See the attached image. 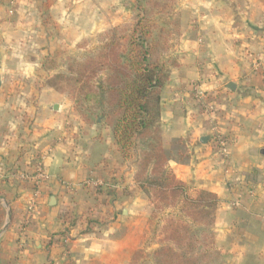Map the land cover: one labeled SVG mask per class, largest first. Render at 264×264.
Instances as JSON below:
<instances>
[{
    "label": "crops",
    "instance_id": "1",
    "mask_svg": "<svg viewBox=\"0 0 264 264\" xmlns=\"http://www.w3.org/2000/svg\"><path fill=\"white\" fill-rule=\"evenodd\" d=\"M8 2L0 0V264H131L146 200L135 164L110 128L73 129L67 98L41 78L52 73L49 57L117 26L136 6ZM179 18L159 122L166 150L180 144L169 164L191 190L218 196L225 264H264V2L180 0ZM197 87L213 97L214 113Z\"/></svg>",
    "mask_w": 264,
    "mask_h": 264
},
{
    "label": "trees",
    "instance_id": "2",
    "mask_svg": "<svg viewBox=\"0 0 264 264\" xmlns=\"http://www.w3.org/2000/svg\"><path fill=\"white\" fill-rule=\"evenodd\" d=\"M141 25L139 19L123 37L124 46L113 28L110 38L80 62L70 78L81 85L83 101L99 104L104 100L100 116L109 119L124 158H132L138 141L143 142L142 156L135 161L140 167L135 181L163 215L175 209L167 215L164 239L149 252L138 249L131 264H174V260L179 264H225L214 231L218 196L207 190L192 194L191 187L169 165L159 125L161 89L168 77L166 64L157 51L158 41ZM99 72L104 76L99 90H94L92 80ZM179 248L193 250L179 252Z\"/></svg>",
    "mask_w": 264,
    "mask_h": 264
},
{
    "label": "rangeland",
    "instance_id": "3",
    "mask_svg": "<svg viewBox=\"0 0 264 264\" xmlns=\"http://www.w3.org/2000/svg\"><path fill=\"white\" fill-rule=\"evenodd\" d=\"M8 3L10 7L13 5L12 0H9ZM124 5L128 9L134 5L136 6V9L126 11L121 23L117 26H112L104 32L88 36L81 44L66 49L64 52L61 51L45 61V66H47L52 73L50 76L45 77V79L41 78V80L49 85L55 86L63 95H65V98H67V104L70 105V125L73 129L81 128L83 132L88 133L92 127L99 126L100 124L111 129L108 123L109 119L106 116H100L101 112H104V100H100L99 104L83 101V94L79 90L81 85H75L70 78L75 76L74 73L79 63L86 61L87 58L91 56V52L101 47L103 43L106 42L107 38H110V31L113 28L116 29L118 37L121 38L120 42L124 46L126 41L123 37L128 36L131 30L135 28L137 21L142 19L141 26H146V30L151 34L149 37L158 41L159 44L157 51L160 55V59L166 64L164 70L168 77L164 86L167 81L171 79V69L176 58L174 55L175 45L181 31V21L179 18L180 0H125ZM103 76V73L99 72V74L92 80L94 90H99V82ZM179 145V140H177L174 142L171 149L166 150L169 157L179 159ZM142 151L143 142L139 140L137 149L133 152L132 158L125 159H129L135 164V161L142 156ZM139 170V164H135V173ZM191 193L194 194L195 191L192 190ZM144 196L146 200L138 207L139 214L135 216L138 222L137 225L144 228V239L138 249H141L140 247H142L149 252L156 248L161 240L164 239L165 233L163 228L168 220L167 215L175 209L170 208L165 215H163L157 208L155 209L153 207L145 193ZM187 249L189 251L193 250V248H179V252ZM173 262L174 264H179L176 260Z\"/></svg>",
    "mask_w": 264,
    "mask_h": 264
},
{
    "label": "built area",
    "instance_id": "4",
    "mask_svg": "<svg viewBox=\"0 0 264 264\" xmlns=\"http://www.w3.org/2000/svg\"><path fill=\"white\" fill-rule=\"evenodd\" d=\"M18 1L19 0H12V4L15 5L18 3ZM195 96L200 101V103L205 107L206 111L209 114L214 113L216 103L210 94H208L205 90L197 87L195 88ZM213 137L217 142H219L221 148H223V150L225 151L226 145L224 142V137L219 132H217L216 134L213 132Z\"/></svg>",
    "mask_w": 264,
    "mask_h": 264
},
{
    "label": "water",
    "instance_id": "5",
    "mask_svg": "<svg viewBox=\"0 0 264 264\" xmlns=\"http://www.w3.org/2000/svg\"><path fill=\"white\" fill-rule=\"evenodd\" d=\"M0 85H1V77H0ZM231 86H233V84H229L228 85V87H231ZM58 107H59V105H56V109H58ZM201 140L203 141V142H207V140H209V137L208 136H204L203 138H201Z\"/></svg>",
    "mask_w": 264,
    "mask_h": 264
}]
</instances>
